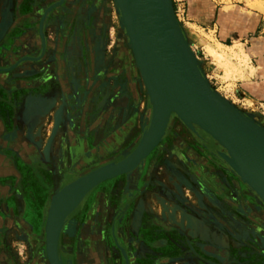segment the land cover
Wrapping results in <instances>:
<instances>
[{"label": "rangeland", "instance_id": "374dc122", "mask_svg": "<svg viewBox=\"0 0 264 264\" xmlns=\"http://www.w3.org/2000/svg\"><path fill=\"white\" fill-rule=\"evenodd\" d=\"M20 1L0 0V20L3 17L6 21L11 19L13 23L20 22L23 18L19 15ZM49 1L51 0H47ZM219 1L220 4H215V0H211L213 6L210 11L214 18L213 23L218 18H222L228 34H244L242 41L248 46L254 38H262L264 42V0ZM37 2L39 3V0H32L35 5ZM172 3L175 16L186 32L196 58L202 62V69L211 86L238 109L253 114L254 118L264 126V100H253L234 84V78L240 71L238 65H233L230 55L222 50H216L209 45H205L202 49L192 33L184 27L185 8L180 7L179 0H172ZM64 5L63 15H59L57 21H52L46 29V37L52 44L51 53L61 54L64 47L65 65L53 69V80L56 81L58 77L59 81L72 79L69 83L75 85L70 89V93L65 88L57 91L54 89L56 103L54 102L52 110L48 111V115H51L50 112L55 114L59 110L58 129L53 136L51 146L53 145L52 151L60 155L58 167L60 183L72 176L68 171L72 169L73 164L76 170L85 171L111 160L120 159L137 144L142 127L144 124L145 127L148 125L149 118L148 98L135 67L132 52L126 46L113 1L68 0ZM69 11L71 12L68 14ZM232 39H236L234 35ZM245 51H242V55L244 52L248 53L247 49ZM209 59L214 64L207 65V62H211ZM124 60L128 64L127 70L121 69ZM244 61L237 60L238 64ZM214 72L217 75L219 73L220 77L214 75ZM83 114L85 123L82 122ZM64 125L69 133L67 132L63 142L75 140L81 143L80 147L72 152L61 148V133ZM50 134L45 140L43 139L45 144ZM94 135L96 139L92 140ZM114 136L118 138L112 139ZM82 142L85 143L84 146ZM51 146L44 153L45 158L49 157ZM65 152H68L70 161L64 158ZM74 154L78 157L73 156L75 160H72L71 156ZM81 154H85V157L78 161ZM140 177L143 182L149 181V190L146 193L152 200L153 210L157 211L159 216L161 211L165 212L163 213L165 216L169 211L178 222L182 216L184 237L195 236L194 223L197 221L204 230L205 228L207 231L217 230V233L223 232L222 234L228 235L227 246H214V248H262L260 226L264 204L228 172L221 160L204 148L180 121L172 118L166 136L143 163ZM142 184L140 182L139 186ZM122 191L125 190L121 189V194ZM54 192L52 191V194ZM85 196L80 206L71 211L72 214L83 205ZM49 204L46 206L47 210ZM112 204L109 202L107 205V212L112 211ZM98 208V205L95 207L92 203H87L82 209V214L97 213ZM90 222L96 224L95 220ZM11 223L0 226L2 227L0 244L4 245L11 264H22V261L27 264L33 259L38 260L40 258V254L37 256L38 250L43 246L41 230L44 226V218L39 232L36 233L33 229L27 230L24 223L18 221L12 223L15 229L12 233ZM72 223L73 218H70V222L63 225L64 233L59 239L62 241V246H65L67 239L70 238ZM105 223L107 221L102 219V224ZM252 225L257 229L255 230ZM161 227L166 232L171 231L166 225ZM249 227H253L254 230L249 231ZM96 240L105 245V248H116L111 236L106 237L101 234ZM186 241V243L182 241L181 245L185 248L192 245L191 248H195L192 240ZM156 242L161 246L160 241ZM166 243L167 241L161 247H165ZM202 245L203 248H210L206 247V243ZM62 251L65 262L69 259L65 257L68 256L66 248H62ZM216 254L219 257V264L229 260L222 252ZM40 260L45 264V258V261L41 258Z\"/></svg>", "mask_w": 264, "mask_h": 264}, {"label": "water", "instance_id": "95a60500", "mask_svg": "<svg viewBox=\"0 0 264 264\" xmlns=\"http://www.w3.org/2000/svg\"><path fill=\"white\" fill-rule=\"evenodd\" d=\"M61 1V6H58L60 4L54 5V0L49 2L39 0L36 5L32 3V0L28 4H25V0H21L18 6L21 11L19 15L23 18L20 22L13 23L11 19L6 21L2 17L0 20L1 87L11 86L17 90H29L31 88L48 89L51 86L53 91L65 88L69 93L70 89L75 87L69 83L72 79L59 81V77L56 76L58 78L52 85L50 81L53 69L65 65L64 47L63 54L51 53L52 44L46 37L47 25L52 21L56 22L59 15H63L62 10L65 5L63 0ZM112 1L126 46L129 47L126 39L128 36L147 78L144 90L149 104L148 125L146 127L145 124L143 125L137 144L120 159L94 167L62 188L58 187L52 194L50 210L41 230L43 246L37 253V256L40 254V258L44 260L45 235L46 253L51 264H73L71 259L63 262L61 256L64 252L58 245L59 236L64 233L62 227L66 222H70L69 216L72 213L64 212L58 217L57 201L65 195L73 196L84 191L86 196L90 195L98 186L110 181L113 187L122 185L121 189L125 190L122 194L114 195L115 197L110 201L116 207L110 224V236L119 254L117 260L114 258L115 264H132L133 258L128 248L135 247L136 241L128 235V231L131 233L129 218L137 199L149 190V181L143 182L140 179L143 163L166 136L172 118L180 121L204 148L218 157L225 169L245 185L257 200L261 203H263L262 200L264 201V179L246 171L231 158L232 153H239L264 165V126L254 118L253 114L238 109L211 86L202 69V62L191 50L186 32L175 16L172 0ZM45 44L46 50L48 46V55L51 53V60L47 56H42ZM28 56H35L38 59L35 61L26 59ZM26 65L29 68L25 69ZM63 75L65 76L64 73ZM42 76L45 78L42 79ZM46 77L49 78L46 79ZM170 99L178 103L191 118L170 113L160 118L164 103ZM48 111L50 110L48 109L46 113ZM58 111L54 114V127L43 149L44 153L50 148L53 136L58 129ZM85 121L83 114L82 122L85 123ZM37 125L27 124L23 128L15 123L12 126L16 132L14 145L32 161H36L43 142L40 139L43 127ZM7 126L0 122V131L4 132ZM67 129L65 125L62 127L61 148L72 152L79 148L81 143L75 140L64 143ZM114 138L118 136L112 139ZM82 143L84 146L85 143ZM83 157L85 154H81L78 161L83 160ZM73 167L75 164L71 166ZM70 172L71 169L68 173ZM140 182L143 183L142 186H139ZM163 213L165 212L161 211V216L152 215L149 218L156 225L168 226L170 233L181 240L184 239L182 216L178 222L172 212L168 211L167 216ZM118 227L121 228L122 234ZM187 239L192 240L202 257H214L218 261L216 252H222L228 259L225 250L214 248L205 240L185 236L182 241L186 243ZM202 243H206V247L210 248H203ZM191 246L187 247L191 248ZM167 248L180 247L173 243L172 247L167 246ZM245 249L250 251L251 257L256 258L257 255L251 253L252 248ZM167 259L169 258L165 260Z\"/></svg>", "mask_w": 264, "mask_h": 264}, {"label": "crops", "instance_id": "0c3cea01", "mask_svg": "<svg viewBox=\"0 0 264 264\" xmlns=\"http://www.w3.org/2000/svg\"><path fill=\"white\" fill-rule=\"evenodd\" d=\"M29 1L25 0V4H28ZM67 1L65 0L64 4ZM179 1L180 7L185 8L184 27L192 33L196 43L201 45L202 49L205 48V45H209L211 48L222 50L229 54L232 64L238 65L240 70L238 71V76L234 78V84L238 85L239 90L243 94L249 95L253 100H264V42H262V38H254L253 42L248 46L247 43L242 41L244 34H228L222 18H218L213 23L214 18L210 11L211 6H213L211 0ZM220 3L218 0L215 4ZM214 6L216 7V5ZM233 35L236 39H232ZM239 43L240 45L242 44L241 48L236 46ZM246 49L248 51V58L244 61L242 51ZM48 54L46 53L44 56H47L51 60V53L50 55ZM69 59L71 60V58ZM238 59H241L245 63L238 64ZM72 60L74 59L72 58ZM209 60L211 62H207V65L214 64L211 59ZM26 68H29L28 65L25 66ZM214 75H217V73L214 72ZM219 75L218 73L217 76L220 77ZM50 81L52 85L54 83L52 75ZM55 97L51 86L48 89L31 88L29 90H17L11 86H0V122L8 125L4 132L0 131V138H2L0 140V226L8 222L14 223L18 221L23 222L27 230L33 229L35 233L39 232L42 219H45L44 215L47 210L46 207L43 209L42 206L45 205L50 197L51 190L57 188L60 184L58 177L60 155H56V152L52 151L53 145L51 146L48 158H45L43 152L45 147L44 140L49 136L50 130L54 125V114L50 112L51 115H48L46 112L48 109L52 110V105L54 102L56 103ZM15 123L21 125L23 128L27 124L45 126L41 130L40 137L43 142L36 161H32L23 151L14 145L13 140L16 132L12 126ZM95 139L96 136H92V140ZM36 140L38 139L36 138ZM65 153L66 156L64 158L66 157L67 161H70L68 152ZM73 156L78 157L74 154L71 156L72 160L74 159ZM74 172L67 181L76 177ZM111 183L110 181L101 184L86 199L85 205L87 203H92L93 206L98 205L100 211L102 208V212L101 214H97L96 220L95 214H82L84 216H81L84 221L88 218L90 221L95 220L96 222H99L97 220L101 219L107 221V223L101 226V234L106 237L110 236V224L116 209L114 205V211L112 209L111 212H107V205L115 197L113 195L121 194L120 190L122 188V185L113 187ZM96 199H99L101 202L96 201ZM151 201L147 193L140 196L132 209L131 218H129V230H131V233L128 231V235L132 236L136 241L135 247L128 248L133 258L132 264H219L214 257H202L197 248H194V250L192 248H185L184 245H181L182 240L176 237L175 234L166 232V230L162 229L161 225L154 224L149 217L159 214L153 210V203ZM196 222L194 223V237H196V240H205L206 243L218 247H225L229 244V237L226 234H216L213 230L207 231L206 228L204 230L206 235L201 234L200 228L202 225ZM12 223L10 231L14 233L15 229ZM1 229L2 227H0ZM119 231L122 234L121 228H119ZM133 233H135V236H133ZM218 237H222L223 241L217 240ZM157 240L160 241L161 246L167 241L166 246L161 247L156 242ZM173 243L178 244L180 248H167V246L172 247ZM104 246L101 245V248H99L102 255L105 254L104 264H115V260H117V256L119 255L118 252L115 248H105ZM4 249V245L0 244V264H11ZM217 249L227 252L229 260L224 264H264L262 248H252L253 251L251 253L257 255L255 259L250 256V251L245 248ZM166 258L169 259L166 261ZM22 262V264H26L24 261ZM27 264H42V262L39 258L38 260H31Z\"/></svg>", "mask_w": 264, "mask_h": 264}, {"label": "flooded vegetation", "instance_id": "af4514ba", "mask_svg": "<svg viewBox=\"0 0 264 264\" xmlns=\"http://www.w3.org/2000/svg\"><path fill=\"white\" fill-rule=\"evenodd\" d=\"M127 68H128V64L126 60H124L122 63L121 69L127 70ZM93 168H89L85 171L83 170L79 171V170H76L75 168H72L70 175H72L73 172L75 171L74 174L77 177L79 175L89 172ZM70 181L66 180L60 183L59 184L60 188H62L65 184H67ZM59 186H57V188ZM57 188L51 190L50 196H52V191H55ZM50 198L51 197H49L45 205L42 206L43 209L49 204ZM87 198L84 199L83 205L76 211V213H73L69 216V218H73L72 231H71L69 240L67 239V243L65 244V246H62L61 240L59 241L58 245L61 248H66V252L68 256H65V257H68L69 259H71L73 264H104L103 260H104L105 254L102 255L101 251L99 250L102 244H100L99 240H96V237L100 238V235H101L102 219L97 220L99 222H96V224H94V223H91L89 220L84 221L81 218V216H84L82 215V212H83L82 209L85 206V202ZM101 212L102 210L101 211L99 210V212L97 213H92V214H95L94 215L95 220H96L97 214L98 213L101 214ZM253 227L255 228V230L257 229L256 226H253ZM253 227H249L250 228L249 231L254 230ZM260 232L262 234V256H264V208L263 206H262V221H261V226H260ZM62 259L64 260V258Z\"/></svg>", "mask_w": 264, "mask_h": 264}, {"label": "bare ground", "instance_id": "6f19581e", "mask_svg": "<svg viewBox=\"0 0 264 264\" xmlns=\"http://www.w3.org/2000/svg\"><path fill=\"white\" fill-rule=\"evenodd\" d=\"M62 1L61 0H55L53 3L54 5H58L60 4ZM65 2V0H63V3ZM62 3V4H63ZM58 6H61L58 5ZM1 7V6H0ZM3 9V8H2ZM1 10V9H0ZM9 16V15H8ZM5 20V19H4ZM126 32V31H125ZM146 32L148 33V30H146ZM127 38V41L129 43V48L132 52V56H133V59H134V63H135V67L137 69V71L139 72V75H140V79L142 80V84H143V87H145L146 85V82H147V78L145 76V73L140 65V62L137 58V55L134 51V48H133V45H132V42L130 41V39L128 38V36L126 37ZM237 47L238 46H242V44L240 45L239 44H236ZM40 47H41V51H42V41L40 39ZM48 47V46H47ZM241 48V47H240ZM192 50V49H191ZM246 52V51H245ZM244 52V55L245 56L244 58L247 59L248 56L247 54ZM47 53V50H46V44L44 46V53L42 56H44L45 54ZM236 53V52H235ZM41 54V53H40ZM234 54V53H233ZM41 56V57H42ZM234 56V55H233ZM231 57V56H230ZM26 59H29V60H37L38 57H35V56H28L26 57ZM170 113L171 115H176V114H182V115H185V116H188V113L178 104L176 103L175 101L173 100H167L164 105H163V109H162V113H161V117L160 118H163L166 114ZM191 118V117H190ZM174 119V118H173ZM177 119H175L176 121ZM231 158L240 166L242 167L243 169H245L246 171L264 179V165L263 164H260L259 162L249 158L248 156H245V155H241L239 153H232L231 155ZM86 195V191L84 192H81V193H78L76 195H73V196H68V195H65L63 197H61L58 201H57V204H56V213H57V216L60 217L61 214H63L64 212H69V211H72L74 210L76 207L78 208L81 204V201L82 199L84 198V196ZM262 202L264 203V201L262 200ZM50 210V204H49V207H48V210H46V216H45V219H47V216H48V212ZM188 218V217H187ZM180 220V219H179ZM188 222V221H187ZM186 222V223H187ZM197 223V222H196ZM45 224H46V221H45ZM187 226V224H186ZM205 226V225H204ZM63 228V227H62ZM204 227L202 226L200 228L201 230V234H205L206 232L204 231L203 229ZM208 228V227H207ZM218 229V228H217ZM216 231V234H217V230ZM214 232V230H213ZM215 233V232H214ZM223 233V232H222ZM220 235L221 232L219 233ZM61 235V234H60ZM206 235V234H205ZM226 236V235H225ZM60 237V236H59ZM220 237V236H219ZM217 240H219L220 242L223 241L222 237L219 238ZM45 235H44V258L46 260V263L47 264H51L50 261H49V258L47 256V253H46V240H45ZM60 239V238H59ZM225 241V239H224ZM59 243V242H58ZM213 244V243H212ZM226 244V243H225ZM60 255V253H59Z\"/></svg>", "mask_w": 264, "mask_h": 264}]
</instances>
